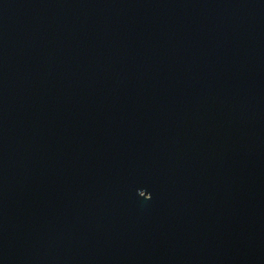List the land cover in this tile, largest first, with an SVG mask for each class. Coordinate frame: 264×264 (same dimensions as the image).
Listing matches in <instances>:
<instances>
[{
    "label": "water",
    "instance_id": "95a60500",
    "mask_svg": "<svg viewBox=\"0 0 264 264\" xmlns=\"http://www.w3.org/2000/svg\"><path fill=\"white\" fill-rule=\"evenodd\" d=\"M0 264H264V0H0Z\"/></svg>",
    "mask_w": 264,
    "mask_h": 264
}]
</instances>
